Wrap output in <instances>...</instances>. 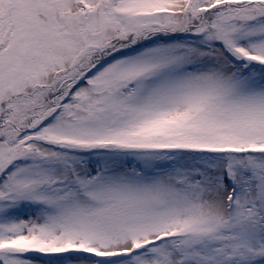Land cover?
<instances>
[{
    "label": "snow or ice",
    "instance_id": "snow-or-ice-1",
    "mask_svg": "<svg viewBox=\"0 0 264 264\" xmlns=\"http://www.w3.org/2000/svg\"><path fill=\"white\" fill-rule=\"evenodd\" d=\"M0 264H264V0H0Z\"/></svg>",
    "mask_w": 264,
    "mask_h": 264
}]
</instances>
